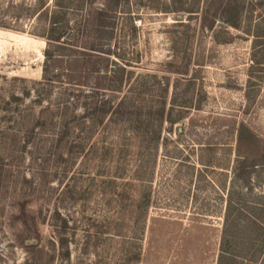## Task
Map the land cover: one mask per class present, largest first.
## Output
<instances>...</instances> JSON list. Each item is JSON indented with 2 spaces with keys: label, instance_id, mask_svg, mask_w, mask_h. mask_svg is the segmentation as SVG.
<instances>
[{
  "label": "rangeland",
  "instance_id": "1",
  "mask_svg": "<svg viewBox=\"0 0 264 264\" xmlns=\"http://www.w3.org/2000/svg\"><path fill=\"white\" fill-rule=\"evenodd\" d=\"M206 1L126 0L77 87L67 52L43 81L49 24L26 13L88 36L89 0H0V264H264V0L209 31Z\"/></svg>",
  "mask_w": 264,
  "mask_h": 264
},
{
  "label": "trees",
  "instance_id": "2",
  "mask_svg": "<svg viewBox=\"0 0 264 264\" xmlns=\"http://www.w3.org/2000/svg\"><path fill=\"white\" fill-rule=\"evenodd\" d=\"M215 2L217 8L213 14V16L209 15V10L207 9L208 5H211V2ZM207 0L206 5L204 4L203 12H202V25L206 28V30H212L215 19L214 16L218 14V17L223 22L224 25L237 28L240 17V8L238 4L235 2L236 0ZM234 1V2H233ZM126 0H103V3L100 7H95L96 0H89V3L92 6L90 17L84 22V27L89 30V35H81L79 25L74 22H71L70 19L66 18V14L64 13L63 6L58 7L56 11L52 13L48 11H42L44 5L43 3H38L33 10L32 13H26V16L31 17L32 15L38 14L42 20L48 21V27L42 29V32L36 34L39 37L46 39L49 44V47L44 51L45 61L42 66V79L43 81L54 82L58 81L63 74V53L67 52V59L70 63V67L73 70L78 71L79 75H76L74 78L71 76L66 82L69 85L73 86H82L80 80L83 79H92V74L94 71V61L92 58H96L97 56L102 55L103 53L97 49L95 46L96 36L98 34V39H101V35L105 34V36L112 35L114 22L109 21L106 23L105 21L115 19L116 8L121 6ZM19 7V6H18ZM211 7V6H210ZM199 9L197 5V10ZM210 9V8H209ZM195 12H198V11ZM208 11V12H207ZM219 11V12H218ZM37 12V13H36ZM29 14V15H28ZM114 16H110V15ZM211 17L210 23L206 24L207 19ZM183 24V23H179ZM134 30V27H132ZM107 31V32H104ZM110 53V52H109ZM107 53V55H109ZM115 54V53H112ZM54 64H59L58 70L53 69ZM61 64V65H60ZM55 71V72H54ZM58 72V73H57ZM53 73H57L53 75ZM71 74V73H70ZM69 74V75H70ZM85 81H82V83ZM38 97L36 102L40 104L43 100L41 98L42 94L38 91L36 92ZM70 95V94H69ZM76 96V95H73ZM77 97V96H76ZM108 111V110H107ZM106 110L104 113L107 112ZM62 129L67 130V125L62 126ZM238 142L240 147L248 145L249 143L255 142L254 137L247 134L246 129L242 127L238 131ZM18 242L21 248L29 255L34 253H41L43 250H39V234L37 225L32 219H27L26 217L21 220L19 235L17 237Z\"/></svg>",
  "mask_w": 264,
  "mask_h": 264
}]
</instances>
